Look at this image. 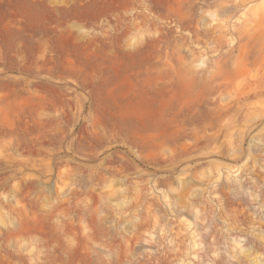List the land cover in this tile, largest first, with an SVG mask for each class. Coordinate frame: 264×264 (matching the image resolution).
<instances>
[{
  "label": "rangeland",
  "instance_id": "1",
  "mask_svg": "<svg viewBox=\"0 0 264 264\" xmlns=\"http://www.w3.org/2000/svg\"><path fill=\"white\" fill-rule=\"evenodd\" d=\"M0 264H264V0H0Z\"/></svg>",
  "mask_w": 264,
  "mask_h": 264
}]
</instances>
